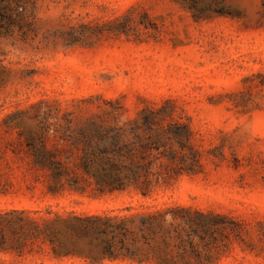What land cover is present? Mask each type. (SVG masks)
<instances>
[{"label": "rangeland", "instance_id": "rangeland-1", "mask_svg": "<svg viewBox=\"0 0 264 264\" xmlns=\"http://www.w3.org/2000/svg\"><path fill=\"white\" fill-rule=\"evenodd\" d=\"M19 2H0V264H264V0ZM142 214L161 227L127 257L69 228Z\"/></svg>", "mask_w": 264, "mask_h": 264}, {"label": "trees", "instance_id": "trees-1", "mask_svg": "<svg viewBox=\"0 0 264 264\" xmlns=\"http://www.w3.org/2000/svg\"><path fill=\"white\" fill-rule=\"evenodd\" d=\"M0 2L3 3L1 15L6 18H10L6 13L11 8V3H20L19 0H0ZM22 144L27 147L25 152L32 153L34 160L45 170H48L49 175L53 179L64 178L69 173L68 163L65 160H61L59 152L48 150L46 142H42V144L38 145L40 147H37L31 139L25 138L21 140L18 137L9 143L12 151L19 150ZM104 162L101 167L104 175L93 184L99 193L115 187L110 173L115 170V166L110 159H106ZM79 217L74 218L69 228L80 234L81 237L89 239V244L95 241L98 254L104 258L131 255L138 241L137 236L139 235L140 238L146 240L148 232L160 228L163 221V215L161 214H142L116 220L99 216ZM5 242V237L0 231V248H3ZM163 244H165L164 241Z\"/></svg>", "mask_w": 264, "mask_h": 264}]
</instances>
